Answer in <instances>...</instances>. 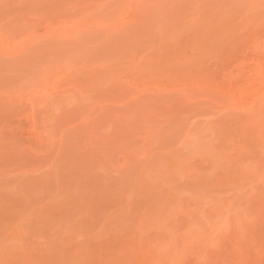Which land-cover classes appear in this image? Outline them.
Returning a JSON list of instances; mask_svg holds the SVG:
<instances>
[{
    "label": "rangeland",
    "instance_id": "374dc122",
    "mask_svg": "<svg viewBox=\"0 0 264 264\" xmlns=\"http://www.w3.org/2000/svg\"><path fill=\"white\" fill-rule=\"evenodd\" d=\"M244 240L264 0H0V264H227Z\"/></svg>",
    "mask_w": 264,
    "mask_h": 264
},
{
    "label": "bare ground",
    "instance_id": "6f19581e",
    "mask_svg": "<svg viewBox=\"0 0 264 264\" xmlns=\"http://www.w3.org/2000/svg\"><path fill=\"white\" fill-rule=\"evenodd\" d=\"M240 240H242V239H240ZM239 240V241H240ZM243 242V241H242ZM242 242H238L241 246L239 247V244L237 245L238 247H236L235 246V248H234V250H228L226 253L227 254H225V255H227L226 256V259L228 258V260H226L225 262H227V264H235V262L238 260V258L240 259V257H241V259L243 258L242 256H244L245 254L247 255V256H245L242 260H241V262H242V264H244V259L246 258V261H245V264H263V257H262V255H264V253H262V252H264V247L263 248H257V247H259L260 245L259 244H257V245H255V246H257L256 248L252 245V244H250V246L252 245V247H250V246H247V249H245L246 248V245L244 246L243 244L244 243H246L247 241H245L244 240V243L242 244ZM252 243V242H251ZM248 244V242H247V245H249ZM256 244V243H255ZM261 246H263V245H261ZM242 247V248H241ZM249 247V248H248ZM253 248V249H252ZM259 249V250H258ZM260 249H263V251L261 250L260 251ZM245 251V252H244ZM245 253L244 255H242L243 253ZM241 254V256L239 255V257H238V255L237 254ZM262 254V255H261ZM232 256H237L236 258H235V261H229L230 259V257H232ZM234 262V263H233ZM238 262V261H237ZM238 263H240V261L238 262ZM237 264V263H236ZM241 264V263H240Z\"/></svg>",
    "mask_w": 264,
    "mask_h": 264
}]
</instances>
